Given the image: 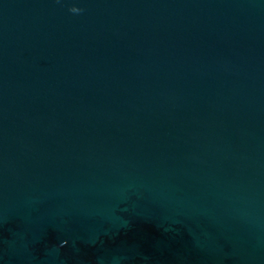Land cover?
<instances>
[{"label": "water", "instance_id": "95a60500", "mask_svg": "<svg viewBox=\"0 0 264 264\" xmlns=\"http://www.w3.org/2000/svg\"><path fill=\"white\" fill-rule=\"evenodd\" d=\"M0 264H264V0H0Z\"/></svg>", "mask_w": 264, "mask_h": 264}, {"label": "clouds", "instance_id": "9594fccd", "mask_svg": "<svg viewBox=\"0 0 264 264\" xmlns=\"http://www.w3.org/2000/svg\"><path fill=\"white\" fill-rule=\"evenodd\" d=\"M69 11H71L72 13H80V12L83 11V9L72 7V8L69 9Z\"/></svg>", "mask_w": 264, "mask_h": 264}]
</instances>
